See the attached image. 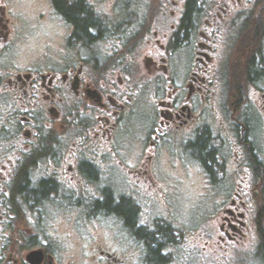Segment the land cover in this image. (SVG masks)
Masks as SVG:
<instances>
[{"label": "flooded vegetation", "instance_id": "1", "mask_svg": "<svg viewBox=\"0 0 264 264\" xmlns=\"http://www.w3.org/2000/svg\"><path fill=\"white\" fill-rule=\"evenodd\" d=\"M46 1L74 56L58 73L27 69L12 71L6 79L21 103V115L11 127L23 153L15 162L0 164V264H77L66 261L59 247L25 221L56 201L76 209L86 218L85 227L88 221L107 224L115 251L97 238L85 264H242L225 254L254 238L257 264H264L263 176L240 174L243 162L255 170L264 163L252 138L249 107L236 115L241 104L234 99L227 116L231 127L220 130L224 145L231 142V153L216 149L205 116L212 108L223 36L227 49H234L235 88H255V103L264 110L259 87L264 81V1L194 0L190 5L189 0H143L140 7L147 3L154 8L149 17L119 6L109 13L100 10L108 0ZM56 1L64 6L62 12ZM168 8L175 11L167 13ZM82 21L85 28L79 25ZM97 50L105 56H97ZM134 53L142 54L141 65L131 64ZM45 107L46 118L34 115V109ZM173 138L186 148L202 139L214 160L204 161L189 150L199 163H227L230 156L236 163L231 180L222 178L223 201H217V211L223 215L215 243L209 239V212L185 222L173 214V196L166 204L157 197L160 183L151 175V164L146 174L137 166L133 180L127 175L123 184L109 175L108 163H158L162 148L173 160L166 148L167 142L173 146ZM125 141L136 151L114 156L113 150ZM84 147H89V158L82 157ZM17 163H30L20 189ZM39 163L47 169L38 176ZM40 188L41 201L35 203L33 195Z\"/></svg>", "mask_w": 264, "mask_h": 264}, {"label": "rangeland", "instance_id": "2", "mask_svg": "<svg viewBox=\"0 0 264 264\" xmlns=\"http://www.w3.org/2000/svg\"><path fill=\"white\" fill-rule=\"evenodd\" d=\"M140 4H143V0H108V3L102 2L100 10L109 13L111 7L113 11H116L118 10L117 6H119L123 12L128 10L133 14L135 11H139L140 15L145 14L147 17L153 15L154 8L148 9L147 3L145 8H142L139 6ZM106 5L108 8H105ZM122 6H129L130 10H125ZM171 10L175 11L174 8H168L166 12L169 13ZM144 11L146 12L144 13ZM124 14L126 15V13ZM6 26L8 29L5 28ZM63 29L64 27L57 18L54 9L46 0H0V164L10 160L15 162L23 153L22 148H16L18 141H15L13 137L17 132L15 127L13 129L11 127L15 122V117L18 118L21 115V103L10 91L6 79L10 77L12 71L24 72L30 69L34 72L39 70L58 73L62 70L63 62L65 60L72 61L74 56L68 52V48L72 44L64 43ZM6 33H8V40L5 43ZM225 37L223 36L219 42L221 48L217 55L219 68L217 67L215 76L216 86L212 90L214 92L211 97L213 99L212 108L205 113L207 116L206 123L209 124L213 142L215 141L214 146H217L216 149L223 151L226 149L227 152L231 153V142L228 143V147L225 146L227 141H221L219 135L224 125V128L231 127L227 116L233 109L232 101L234 99L239 100L241 105L239 108L237 107L236 115L240 116L249 107L247 110L253 119L251 121L253 123L252 138L253 140L255 138L257 149H259L261 159L264 161V114H262L264 110L255 103V88L245 85L235 88L237 84L234 79V49H227ZM103 54V50L96 51L97 56H105ZM132 57L135 58L131 61L132 65L142 64V54L139 56V53H134ZM186 62L187 58L184 59V63ZM183 73L184 70L179 75ZM259 87L264 90V81L260 83ZM46 111V107L43 110L34 109V115L46 118ZM59 111L63 112L61 107ZM231 136L233 137L232 131ZM199 141L194 147L186 148L180 145L181 142L179 144L173 138V146L169 142L166 146L167 151L170 150L173 153V160L167 154L165 155V150L162 148L158 156V163H108L109 175L114 177L115 182L123 184L127 175L131 179L136 175L137 166L141 165V173L146 174L149 171L148 165L151 164V175L160 183L157 187V197L163 199L166 204V198L170 200L173 196V214L185 222L191 221L192 215L195 217L197 214L209 212V239L211 243H215L220 235L218 226L223 215L217 211L219 207L217 201H223L221 198L224 188L222 178L226 177L225 180H231L236 174V163H233L231 156L227 163H207L208 166L212 164L207 170L210 175L209 179L206 170L201 166L202 164L190 153L191 151L199 153L198 157L202 160L207 157L201 152ZM131 143L127 141L119 143L120 145L113 150V155L121 156L127 151L135 152L136 146ZM83 153L87 154L84 155ZM89 154V147H84L82 157L89 158ZM64 164L65 167L68 165V163ZM261 164L259 165L260 169L255 170L251 163L243 162L241 163L243 169H241L240 174L249 173L250 175H259L258 177L263 176L264 181V163ZM17 165L19 166L18 163ZM143 165H145L144 168H142ZM36 169H38L37 175L39 176L43 174V171L46 172L47 164L39 163V167ZM103 170L106 171L107 168ZM130 170H134V172L129 173ZM108 173H105V176L110 179ZM135 179L137 180V178ZM116 188H119L117 191H121L123 186L119 185ZM151 189L153 192L156 190V188ZM162 203L161 206L164 208ZM61 204V201L47 203L40 213H36L33 217L29 215L25 221L32 225L34 230L43 232L55 246L59 247L66 261L75 260L77 264L83 263L85 259L94 254L95 249L93 251V248L97 238L102 240L104 247L115 251L108 240L109 234L107 227L104 226L105 221L96 223L95 226L88 221L89 227H85L83 226V219L86 220V218L76 212V209H68ZM105 225L107 226V224ZM95 235L96 237L93 239ZM256 247L257 242L254 238L253 243H247L246 247L243 248L233 247L225 255L237 258L242 264H257Z\"/></svg>", "mask_w": 264, "mask_h": 264}, {"label": "trees", "instance_id": "3", "mask_svg": "<svg viewBox=\"0 0 264 264\" xmlns=\"http://www.w3.org/2000/svg\"><path fill=\"white\" fill-rule=\"evenodd\" d=\"M194 0H189V4L191 5V3L193 2ZM56 8L59 10V11H61L62 12V9H63V7L64 6H62V5H59V3L56 1ZM65 9L67 10V12H69V13H72L73 12V9L72 8H67V7H65ZM190 14V11H188L187 12V15H189ZM83 22V21H82ZM80 25V27H82V28H85L86 26H87V23H85V22H83V23H80L79 24ZM199 143H200V149L202 150L201 152L203 153V155H205V156H207L205 159H203L204 161H207L208 159L212 162L214 159L212 158V152L211 151H208V150H206V149H204V146H205V142L201 139L200 141H199ZM197 144V143H196ZM194 152V154L196 155V156H199V153H196L195 151H193ZM198 154V155H197ZM211 157V158H210ZM29 164L30 163H19V166H18V177H19V183H18V186H19V189H20V187H23L24 185H26V181H25V179H21V178H23V177H26L27 176V172H28V169H29ZM34 166H36V164L37 163H32ZM204 167H205V169L206 170H208L209 169V166L211 167L212 166V164H209V166L207 165V163H201ZM42 189H43V186L41 187ZM39 189V190H37L36 192H35V194L33 195V200L35 201V203H37V202H40L41 200H40V198H41V196H40V191L42 190V189ZM260 254L263 256V258H264V243H263V246L261 247V249H260Z\"/></svg>", "mask_w": 264, "mask_h": 264}, {"label": "water", "instance_id": "4", "mask_svg": "<svg viewBox=\"0 0 264 264\" xmlns=\"http://www.w3.org/2000/svg\"><path fill=\"white\" fill-rule=\"evenodd\" d=\"M54 111H55L54 109H51V110H50V113H53Z\"/></svg>", "mask_w": 264, "mask_h": 264}]
</instances>
